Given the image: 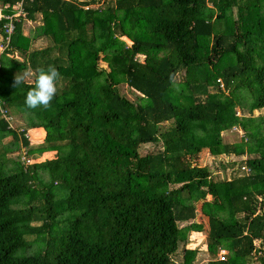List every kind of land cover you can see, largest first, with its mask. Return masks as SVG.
<instances>
[{"label": "trees", "instance_id": "1", "mask_svg": "<svg viewBox=\"0 0 264 264\" xmlns=\"http://www.w3.org/2000/svg\"><path fill=\"white\" fill-rule=\"evenodd\" d=\"M12 23L0 101L25 127L0 115L13 165L0 168V264H193L196 203L205 264H264V114L249 116L264 109V0H22ZM49 65L60 73L51 107L30 109ZM233 127L242 139L223 141ZM20 147L26 164L8 156ZM202 150L231 156L230 177L199 165Z\"/></svg>", "mask_w": 264, "mask_h": 264}, {"label": "rangeland", "instance_id": "2", "mask_svg": "<svg viewBox=\"0 0 264 264\" xmlns=\"http://www.w3.org/2000/svg\"><path fill=\"white\" fill-rule=\"evenodd\" d=\"M40 16L37 15L35 17L34 21H25L23 24V30L28 33V30L32 29V27H34L35 25H37L40 21ZM127 42V41H126ZM35 46L40 45L39 40H35L34 42ZM102 65L104 66L105 64L102 63ZM26 80H31L30 76H26ZM119 91L125 95L127 98H129L130 100L134 99V95L131 92V90H129L125 85H120L119 86ZM239 100H243V96L242 94L239 97ZM246 101L242 102L241 104H237L236 109H239V106L241 107V105H243L244 107L246 106ZM244 109V108H243ZM264 114V109H258V110H253L251 112L252 117H256L257 115H263ZM238 115L240 116V113L238 112ZM248 114H246L247 116ZM163 126V124H162ZM10 127L12 129H17L18 131L20 129H22L24 126V119L18 115H14L11 114V119H10ZM30 130H28V132H25V136H29ZM242 131L239 128H231L229 130L223 131L221 133L222 135V140L225 142H237L240 139H242ZM33 134V133H32ZM42 134L44 135V131H42ZM42 138V137H41ZM40 138V139H41ZM10 141V137L6 136L2 139H0V168H2L4 171L10 169L13 165L10 161L3 162L5 160V158H2V148L6 145L9 144ZM160 143V142H158ZM158 147V145H153V144H143L140 145L139 147V152L141 154H144L147 151H153ZM16 153L13 154H8L9 157H14ZM51 153H43L41 155L36 156L35 158L37 159H42V157H45L47 155H50ZM44 155V156H43ZM231 156H226L224 154H219L217 156H210L208 154V152L206 150H202L199 152V155L196 158L197 163H199V165H205L207 166L211 173H212V177L216 180H220V179H227L228 177H230V174H232L234 172V170H232V164L231 161H229ZM29 158V157H28ZM34 159V158H33ZM30 160V158H29ZM2 163V164H1ZM198 223H201V230L200 231H189L187 232V239H186V246L188 249H195L197 254L195 257V260L193 262V264H205L206 261L211 258V256L206 252V218L201 214V212L199 211V204L196 203V216L195 219ZM187 222H180L179 226L182 227L184 225H186ZM227 255V254H226ZM225 255V257H226ZM179 256L175 257L174 259L177 260V262L179 263ZM215 257L217 258V255H215ZM249 264H258V263H254V261H250Z\"/></svg>", "mask_w": 264, "mask_h": 264}, {"label": "clouds", "instance_id": "3", "mask_svg": "<svg viewBox=\"0 0 264 264\" xmlns=\"http://www.w3.org/2000/svg\"><path fill=\"white\" fill-rule=\"evenodd\" d=\"M26 75L28 74L16 75L14 86L17 87L23 83ZM59 78L60 73L53 65H49L47 68L41 67L37 69L35 84L26 92L25 105L30 109H49L57 92L56 83ZM7 126L11 128L8 123Z\"/></svg>", "mask_w": 264, "mask_h": 264}, {"label": "built area", "instance_id": "4", "mask_svg": "<svg viewBox=\"0 0 264 264\" xmlns=\"http://www.w3.org/2000/svg\"><path fill=\"white\" fill-rule=\"evenodd\" d=\"M21 3H22V0H18V2H16L15 5L13 6V8H12L13 9V12L12 13L6 14V15L3 14L2 16H0V17H3L6 20V22L3 25L5 36H4V38H0V52L3 51V49L7 46L8 42H9V36L11 35V33L13 31V23H12V20L20 12V10H21ZM12 55L13 56H16L15 53H13ZM8 56H11V53H9ZM2 104H3V102L0 101V115L10 125V119H11V117H10V115H8L6 113V110L2 106ZM17 153L19 155V159H20V162L21 163L26 164V163H28L30 161L29 158L27 157L26 148L25 147H20V149L18 150V152H16V154ZM226 254H227V251L225 249H222V248L218 249V251L216 253L217 259L218 260H224ZM262 254L263 253L260 250V248H255L253 250L254 257L255 256H258V255L261 256Z\"/></svg>", "mask_w": 264, "mask_h": 264}, {"label": "crops", "instance_id": "5", "mask_svg": "<svg viewBox=\"0 0 264 264\" xmlns=\"http://www.w3.org/2000/svg\"><path fill=\"white\" fill-rule=\"evenodd\" d=\"M2 15H3V13L1 12V9H0V16H2ZM36 129H39V128H36ZM36 134L38 136V137H36V141H38V139L40 138V134L38 132H36ZM41 137H43V135Z\"/></svg>", "mask_w": 264, "mask_h": 264}]
</instances>
